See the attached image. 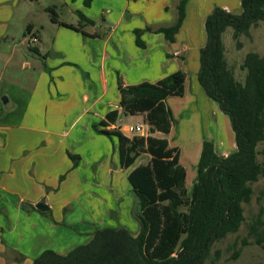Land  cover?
<instances>
[{
    "label": "crops",
    "instance_id": "0c3cea01",
    "mask_svg": "<svg viewBox=\"0 0 264 264\" xmlns=\"http://www.w3.org/2000/svg\"><path fill=\"white\" fill-rule=\"evenodd\" d=\"M168 1H156L157 7L161 6V14L154 16L149 8L139 12L138 19L133 15L137 12L133 13L131 21L125 23L121 14L110 25L102 13L100 22L91 20L92 24H84L82 30L86 35L52 23L50 19L47 24H28L29 48L44 60L41 86L30 91L5 81L0 73V264H33L45 250L63 256L73 250L65 235L72 234L65 224L67 207L73 206V199H79L82 194L86 196L93 183H97L96 190L99 186L101 189V184L108 181V174L118 169L109 160L110 151L93 145V140L102 138L118 150L113 136L99 133L93 126L113 110H118L120 116L119 85L153 84L180 70L186 74L182 98H189L193 113L199 112L208 128L213 125V117H217L215 110L222 114L199 84L200 49L206 43V17L215 7L238 14L242 11L241 0H188L185 18L172 41L158 32L174 26L178 20L181 0H173L171 6ZM19 2L0 0L3 68L25 44L24 40L17 41L10 30ZM61 21L76 26L80 23V20ZM262 26L260 23L251 28L246 41L250 42L254 33L258 37L257 30L263 31ZM35 29L38 33L32 34ZM249 52L264 57V39L257 42L256 50ZM23 66L29 68L27 62ZM9 89L16 90L18 97L12 101L11 110H19L12 115L17 123L14 125L6 117L9 114L3 112V105L11 103ZM3 93L7 97H2ZM169 98L172 97L167 98L166 105ZM20 99H24L22 108L18 104ZM118 122L122 120L119 118ZM211 127L203 135L206 141H215L221 133ZM71 156L78 157L75 167ZM95 167L100 170L92 175ZM40 203L49 209H38Z\"/></svg>",
    "mask_w": 264,
    "mask_h": 264
},
{
    "label": "trees",
    "instance_id": "16d2710c",
    "mask_svg": "<svg viewBox=\"0 0 264 264\" xmlns=\"http://www.w3.org/2000/svg\"><path fill=\"white\" fill-rule=\"evenodd\" d=\"M187 1L179 3L175 25L158 31L167 41L179 31ZM241 9L237 14L215 7L206 17V43L200 49L197 74L207 97L228 116L235 150L220 156L214 142L205 140L196 181L189 191L187 172L176 147L164 138H129L117 129L106 130L119 120L118 110L109 112L93 129L116 137L121 168L134 167L127 178L141 207L140 234L134 238L124 228L97 230L87 244L64 256L45 250L33 264H205L216 241L239 232L245 222L244 204L251 203L254 194L252 185L264 177V57L249 52L242 64L227 61L222 35L231 27L240 49V36H248L260 23L264 25V0H241ZM45 11L52 23L84 35V24L93 23L80 12L76 26L61 21L54 7ZM185 81L186 74L179 70L153 84L119 85L122 113L145 114L151 134H169L173 119L166 100L183 97ZM141 154L151 158L135 167ZM71 158L75 167L78 157ZM254 217L233 259L248 245L264 251V209ZM237 245L235 241L234 247Z\"/></svg>",
    "mask_w": 264,
    "mask_h": 264
},
{
    "label": "rangeland",
    "instance_id": "374dc122",
    "mask_svg": "<svg viewBox=\"0 0 264 264\" xmlns=\"http://www.w3.org/2000/svg\"><path fill=\"white\" fill-rule=\"evenodd\" d=\"M156 1L159 0H140V2L128 0H90L89 2L88 0H21L10 22V30L17 41L24 40L25 44L6 68H3V62H0V73H2V77L5 81H9L14 85L21 86L30 91H32L34 87L41 86L44 60L34 49L29 48L30 44L28 40H30L31 37L29 36V27L27 26L28 24H47L49 22V14L42 10L44 7H54L59 18L69 22L79 20L77 16L78 12H82L86 17L89 19L91 18L90 20L100 22V17L103 13L104 21L111 25L121 14L124 15L122 20L123 23L131 21V15L135 12H137V14H133L134 18L138 19V13H142L149 8L152 9V15L156 16L161 14V6L157 7L155 4ZM168 2L171 6L173 0H169ZM38 9L40 12L36 13ZM262 28L263 31H261L262 29L257 30L260 33L259 36L257 37L258 33H254L250 42L246 41L248 38L245 35L241 36L239 40L243 43V46L240 49L237 48L236 41L233 38V29L231 27L227 28L222 35L224 53L227 61L230 60L239 65V62L244 59V56H246L249 50H256L257 42L260 40L261 43V39H264V26H262ZM35 33H38L37 29L32 31V34ZM10 41L8 42L9 44L12 43V40ZM4 47H6V45H4ZM23 62H27L29 68L24 67ZM175 62L177 63V61ZM172 68L173 67H171L170 70H173ZM237 72L238 74L241 73L240 70ZM56 81L57 80L54 82ZM3 94L2 97H7L6 93ZM8 95L11 103L3 105V112L5 115L9 114L6 117H9L10 124L14 125L17 123L13 121L14 116L12 115L19 112V110L11 109L14 107V100L16 101V99H18L17 91L9 89ZM183 98L172 97L167 101L168 108L171 110L173 116L172 130L169 134H151L148 130L149 128H147L146 134L167 139L171 146H176L179 149L180 164L187 172L185 185L190 191L192 185L196 181L197 166L202 151V145L205 141L203 139L205 132L207 130L210 131L212 128L211 126L214 127L212 130L215 132L220 130L221 133L219 132L220 134L216 137L217 139L213 141L216 151L220 156L231 154L235 150V143L228 116L223 113L219 114V112L215 110L217 117H213V121L211 122L213 125L208 128V125L199 117V112L193 113L192 107L190 108V104L188 103L189 98L184 100ZM18 104L19 108H22L24 99H20ZM119 118L122 122L117 125L121 128L130 125L135 126L138 122L146 123L145 114L125 116L121 110ZM111 126L112 125L109 126L110 129L112 128ZM112 140L114 141L115 148H117V138L112 137ZM93 145L101 147L103 151H110L111 158L109 157V160H113V163L118 165V169L108 174V181L105 180L104 184H101V189H99V186L98 190H96L95 185L97 183H93L94 187L90 186L87 189L86 196L82 194L79 199H73V206L67 207L69 211L66 212L67 217H65V224L66 229H69L72 233V237L67 232L65 235L72 249L81 246V244L84 245L88 243L97 230H103L105 228H124L134 238L138 237L141 231L139 222L141 207L127 180L128 172L131 169H122L120 167L118 150L112 147L109 140L106 141L102 138H99V140L95 139L93 140ZM150 158L148 154H141L134 166L147 164ZM99 170L100 169L97 171L95 167V169L91 171L92 175H95L94 171L99 172ZM111 177L112 180H109ZM95 179L96 177L93 178V181ZM92 187L94 191L91 190ZM110 187L112 188L110 189ZM252 188L254 191L252 201L249 204H244L245 222L241 226L239 232L227 236L224 240L216 241L213 244L211 256L205 264H264V251L257 245L243 247L240 256L235 259L232 258L234 250L241 246V239L247 235L248 224L255 218L254 216L261 208L264 209V177H261L258 182L253 184ZM56 212L58 214V210H56ZM235 241L238 242L236 247H234Z\"/></svg>",
    "mask_w": 264,
    "mask_h": 264
},
{
    "label": "built area",
    "instance_id": "2783aa9c",
    "mask_svg": "<svg viewBox=\"0 0 264 264\" xmlns=\"http://www.w3.org/2000/svg\"><path fill=\"white\" fill-rule=\"evenodd\" d=\"M117 124H121L117 121L113 129L119 130L123 135L132 138L134 136H148L149 134H146L147 128H149L148 124L145 122H138L135 126L130 125L125 128L119 127ZM149 130V129H148Z\"/></svg>",
    "mask_w": 264,
    "mask_h": 264
},
{
    "label": "water",
    "instance_id": "95a60500",
    "mask_svg": "<svg viewBox=\"0 0 264 264\" xmlns=\"http://www.w3.org/2000/svg\"><path fill=\"white\" fill-rule=\"evenodd\" d=\"M6 99L4 98V101H5ZM228 156V155H227ZM37 208L38 209H40V210H42V211H45V210H48L49 208L45 205V204H43V203H40L39 205H37Z\"/></svg>",
    "mask_w": 264,
    "mask_h": 264
}]
</instances>
